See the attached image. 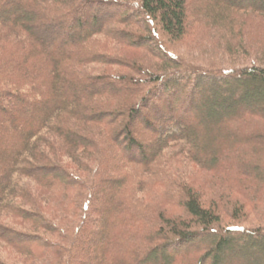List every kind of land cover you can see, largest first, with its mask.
Returning a JSON list of instances; mask_svg holds the SVG:
<instances>
[{
    "label": "trees",
    "instance_id": "trees-1",
    "mask_svg": "<svg viewBox=\"0 0 264 264\" xmlns=\"http://www.w3.org/2000/svg\"><path fill=\"white\" fill-rule=\"evenodd\" d=\"M0 264H264V0H0Z\"/></svg>",
    "mask_w": 264,
    "mask_h": 264
},
{
    "label": "rangeland",
    "instance_id": "rangeland-1",
    "mask_svg": "<svg viewBox=\"0 0 264 264\" xmlns=\"http://www.w3.org/2000/svg\"><path fill=\"white\" fill-rule=\"evenodd\" d=\"M194 44L195 43H194L193 38L188 36L187 38L183 39L180 43L177 44L178 45V50H179V52H184L186 54L188 46H193ZM177 53H178V51H177ZM221 98H224V96H221ZM205 109H206V106H205ZM213 110H214V112H219L216 109H213ZM200 118L203 119L204 117L201 116ZM209 121L210 120H208V122ZM253 225H255V224H253Z\"/></svg>",
    "mask_w": 264,
    "mask_h": 264
}]
</instances>
